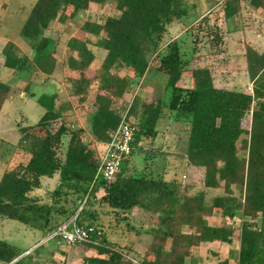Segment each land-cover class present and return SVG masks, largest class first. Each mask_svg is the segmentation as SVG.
<instances>
[{
  "label": "trees",
  "instance_id": "16d2710c",
  "mask_svg": "<svg viewBox=\"0 0 264 264\" xmlns=\"http://www.w3.org/2000/svg\"><path fill=\"white\" fill-rule=\"evenodd\" d=\"M238 1L264 10V0ZM91 4H113L117 12V16L101 21L86 19L80 26V31L98 38L95 45L106 52L92 80L85 77L95 60L87 42L70 38L65 45L67 57L61 63L56 58L58 38L45 35L52 25L62 26L82 15L86 17ZM192 8L187 0L34 1L19 33L29 53L20 56L10 43L1 51V70L25 82V92L33 86L34 75L47 81L55 79L57 72H76L78 79H66L71 85L68 94L82 105L90 101L89 88L96 82L98 92L89 106L87 130L99 145L109 142L124 116L135 119L137 126L131 155L118 169L114 181L107 182L97 176L100 151L91 149L65 123L55 125L63 118L55 107L58 95L36 97L45 113L20 141L21 149L30 156L28 163L4 172L0 178V219L38 229L45 240L22 256L31 248L21 250L0 239V264H50L58 252L56 244L64 242L60 236L49 237L72 218L89 235V241L80 246L97 253L95 257H84L83 264H129L130 258L139 257L131 245L108 241L96 206L107 208L104 216H114L117 226L124 223L131 227L134 209L148 215L153 228L145 232L151 240L136 264H188L185 260L191 248L204 242L231 245L233 226L212 227L205 219L214 210H219L224 219L241 221L238 250H229L228 258L219 264H264V53L246 49L251 95L216 88L208 68L195 69L198 84L194 89L180 87L178 83L190 67L192 52L183 37L168 43L164 38L172 25L197 19ZM227 11L230 14L231 7ZM120 70L125 75L120 76ZM147 86L155 91L152 102L133 100L119 107L118 103L127 96ZM11 91L0 72V112ZM166 111L173 120L188 125L187 147L184 156H160L168 159L165 169H173L171 159L182 163L179 173L183 166L203 170V191L193 197L176 192L181 185L174 176L166 179L144 168L129 170L130 159L141 141L157 138V126ZM249 116L250 129L245 130L242 122ZM68 135L61 152L63 138ZM54 177L57 185L51 193L53 203L39 205L31 194L41 188L42 179ZM222 184L224 193L207 205L206 191L218 190ZM233 188L238 190V197ZM184 227L191 232L183 233ZM150 254L151 260L147 259Z\"/></svg>",
  "mask_w": 264,
  "mask_h": 264
},
{
  "label": "rangeland",
  "instance_id": "374dc122",
  "mask_svg": "<svg viewBox=\"0 0 264 264\" xmlns=\"http://www.w3.org/2000/svg\"><path fill=\"white\" fill-rule=\"evenodd\" d=\"M34 1L0 0V63L3 61L1 51L10 43L17 47L20 56L29 53V47L22 41L19 33L28 10ZM187 3L193 5L192 12L197 19L187 24L177 23L172 25L164 38V42L168 43L183 37L185 45L192 52L190 67L184 71L178 85L182 88L194 89L198 81L193 72L195 69L208 68L216 88L237 90L251 95L252 83L247 75L245 54L247 47L254 49L259 54L264 53V10L238 0H187ZM228 7H231L230 14L227 13ZM85 15L87 18L82 15L76 21H67V24L62 26L59 24L52 25V28L45 32L47 37L58 38L59 40L56 54L59 62L65 61L67 57L64 50L67 41L73 36H82L80 26L86 19L101 21L105 17L117 16V12L114 10L113 4H107L91 7ZM214 33H217L218 37L215 38ZM92 39L94 42L98 40V38ZM221 41L222 45L219 46ZM220 50L222 53H218ZM97 56L99 59L103 58V54ZM99 67L100 65L96 71ZM0 72L2 79L12 87V91L3 104L2 114H0V178L4 172L18 170L19 167L28 163L30 156L21 149L20 141L45 113V109L37 104L35 99L40 95H50L55 91L58 93L55 107L62 113L63 117L56 121L55 125L65 123L91 149L102 151V147L87 130V119L91 110L89 106L93 103L98 92L97 84L94 83L89 88L90 101L82 105L77 98L70 99L68 92L71 85L65 81V78L60 81L63 77L61 72L55 73L56 80L54 79V82H51L53 86L50 87L52 88L49 87V83L44 85V77L34 75L31 79L33 86L30 87L29 92H25V82L17 81L8 72L3 70ZM118 74L125 75L121 70ZM30 94H34L35 98L31 97ZM154 97V88L147 86L140 88L137 94L127 96L118 105L122 108L133 100L141 103L144 101L152 102ZM250 109H253V105ZM133 120L135 121V119ZM242 128L245 130L250 129V116L243 120ZM157 131L158 136L154 141H150L149 138L143 139L138 145V149L134 150L129 170L142 171L144 168L145 170L156 171L166 179L174 176L173 179L175 178L181 185L176 190L181 196L193 197L202 192L203 170L183 166V172L179 173L182 163L178 160L173 162L171 159L170 163H172L173 169H169V167L165 169L164 167H167V164L169 165L168 159L160 156L162 154L174 155L173 153L184 154L186 152L188 125L173 120L166 111L164 118L160 120L157 126ZM69 137V135L64 136V146L61 152L64 150ZM154 155H158V157H154ZM173 171L174 174L172 175ZM56 185L57 177L42 179L41 188L35 190L31 197L36 198L39 205H50L53 203L51 193ZM233 192L235 197L239 196L237 189L233 188ZM223 193V184L218 190L206 191V204L209 205L214 197ZM96 209L100 212L99 222L108 241L111 243L117 242L120 246L131 245L132 250L137 249L140 251V255L138 254L139 257L136 258H130L133 262L131 261L129 264H136L134 262L140 261L151 240V237L145 232L153 228L151 221L142 217L141 212H139L131 219V227L124 223L117 226L115 225L114 216H104L103 213L108 210L107 208L96 206ZM208 221L212 226H233L235 229L233 242L231 245L213 242L216 244H202L199 247L191 248L190 257L185 260L188 264H219L228 258L229 250H238L239 227L241 224L239 219H224L219 210H214ZM137 231H140V233H137ZM182 232L189 234L191 230L184 227ZM41 238L42 235L38 229L0 219V239L9 241L21 250L32 249L36 246V243H43L45 239ZM56 245L58 252H55L50 264H83L84 257L97 255L96 251L87 250L80 245L71 248L64 243H57ZM147 259H153V255H147ZM144 260L146 259L144 258ZM229 264L233 263L230 262Z\"/></svg>",
  "mask_w": 264,
  "mask_h": 264
},
{
  "label": "built area",
  "instance_id": "2783aa9c",
  "mask_svg": "<svg viewBox=\"0 0 264 264\" xmlns=\"http://www.w3.org/2000/svg\"><path fill=\"white\" fill-rule=\"evenodd\" d=\"M126 117L122 118L119 126L110 134L109 142L100 145L102 151L99 152L100 167L97 176L103 177L107 182L114 181L118 169L129 158L133 150L132 142L137 123L132 118ZM74 220L75 218L70 219L49 238L60 236L69 248L88 242V232L78 228Z\"/></svg>",
  "mask_w": 264,
  "mask_h": 264
},
{
  "label": "crops",
  "instance_id": "0c3cea01",
  "mask_svg": "<svg viewBox=\"0 0 264 264\" xmlns=\"http://www.w3.org/2000/svg\"><path fill=\"white\" fill-rule=\"evenodd\" d=\"M95 6H99V5H96V4H91L90 5V7H89V10H90V8L91 7H95ZM89 10L87 11V12H89ZM87 12H86V14H87ZM87 17V16H86ZM80 33L82 34V36H80V37H71V38H77L78 40H80V41H84V42H87L86 43V47H87V49L94 55V57H95V60L93 61V63L91 64V66L87 69V71H86V73H85V77L87 78V79H90V80H92V79H94V76H95V73H96V69L98 68V66L99 65H101V63L103 62V60H104V58H105V56H106V52L104 51V50H102V49H100L99 47H97L96 45H95V43L96 42H94L93 41V39L92 38H95V37H92L91 35H88V34H85L84 32H82V31H80ZM86 38V39H85ZM90 42H93V43H90ZM93 48V49H92ZM64 50H65V48H64ZM97 50V51H96ZM98 51H100L99 53H98ZM100 54H103V58L102 59H99V57L97 56V55H100ZM62 74V76L63 77H61V80L60 81H62L63 80V78H65V81H66V79L67 78H71V79H78V77H79V75L76 73V72H71V71H67V70H65V71H63V73H61ZM121 76V75H120ZM55 78H56V76H54ZM56 80V79H55ZM51 82H54V79H51V80H45V83H44V85L45 84H48L49 83V87L50 86H53V84L51 83ZM95 84H96V82H95ZM50 88H52V87H50ZM57 90V89H56ZM54 94H58L56 91L54 92V93H51L50 95H54ZM68 96V95H67ZM70 97V96H69ZM70 99H76V97H70ZM36 102V101H35ZM2 110H3V108H2ZM2 110H1V112H0V114H2ZM186 151V150H185ZM174 155H177V156H184V154H185V152H184V154L182 153V154H178V153H173ZM130 161H131V159H130ZM190 168H192V167H190ZM139 212H141V215H142V217H145V218H147L148 217V215H146L143 211H141L140 209H134L133 210V212H132V217L133 216H135V214H137V213H139ZM210 216H212V215H209V216H207V217H205L206 218V220H207V222H208V224H209V221H208V218L210 217ZM141 217V218H142ZM140 218V219H141ZM210 226H212L211 224H209ZM212 227H218V226H212ZM211 243V244H210ZM212 243L213 242H204V243H202V244H205V245H212ZM201 244V245H202ZM213 244H216V243H213ZM135 252L137 253V254H139L140 255V251H138L137 249L135 250ZM94 257H95V255H93ZM90 257V256H89Z\"/></svg>",
  "mask_w": 264,
  "mask_h": 264
},
{
  "label": "water",
  "instance_id": "95a60500",
  "mask_svg": "<svg viewBox=\"0 0 264 264\" xmlns=\"http://www.w3.org/2000/svg\"><path fill=\"white\" fill-rule=\"evenodd\" d=\"M38 245H40V244H38ZM38 245H37V246H38ZM30 251H32V249H30L29 251H27L26 253H24L22 256L26 255V254L29 253ZM22 256H20L19 258H21ZM19 258H18V259H19ZM18 259H17V260H18ZM17 260H16V261H17ZM14 262H15V261H14Z\"/></svg>",
  "mask_w": 264,
  "mask_h": 264
}]
</instances>
